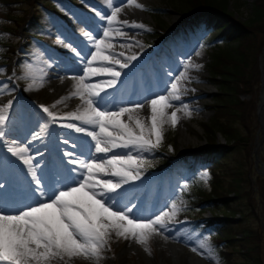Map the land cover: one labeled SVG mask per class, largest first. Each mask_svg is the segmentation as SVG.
I'll return each instance as SVG.
<instances>
[{
	"label": "rangeland",
	"instance_id": "374dc122",
	"mask_svg": "<svg viewBox=\"0 0 264 264\" xmlns=\"http://www.w3.org/2000/svg\"><path fill=\"white\" fill-rule=\"evenodd\" d=\"M255 1L228 0L226 8L239 21H244L250 18ZM4 2V0H0V69H2L0 71V86L7 85V90L4 94H0V107L7 104L9 100L12 101V105L7 112L8 119L4 126L5 138L0 142L5 139L7 141L6 133L11 140L14 139V135L21 137L31 134L33 139L48 146V148L41 147V149L36 150L38 144L29 146L27 140H13L18 146L29 148L28 154L35 157L34 163L39 164L38 175L42 177L44 171L51 174L50 179H45L47 187L44 186L45 192L51 196L65 186H73L74 178H78L76 173L70 171L75 167H70L72 164L68 163L69 159L82 158L88 160L92 159L91 156L95 154L94 141L91 137L85 133H77L74 129L61 126L67 123L80 125L79 121L68 118L59 119V117H64L66 113L75 111L76 103L80 99L72 97L73 102L76 103L71 105L65 101L52 108L51 106L64 95H55L51 90L49 87L51 77L62 74L73 81L75 80L74 77L84 76V68L87 66V61L91 59V53L95 51V48L91 42L85 39L81 30L76 32V40L72 43V47L80 52L79 57L70 49L68 54H59L61 57L49 55L44 42L58 32H62L64 26L75 19H80L83 31L91 32L93 36L99 39L103 36V28L107 27V21L106 19L101 20L96 13L99 12L106 17L111 14V10L103 0H17L10 4L12 11L6 8ZM138 2L145 5L147 10L127 6V0H114L115 6H123L119 19L142 23L151 31L124 27L123 31L127 33L128 37H132L134 34L137 36L134 43L122 42L125 45H133V51L129 53L121 48H115V51L117 53L123 51L125 56L137 54L138 59L131 62L135 64V70L140 73L136 76L140 82L127 87L126 84L118 85L117 83L120 82L118 81L114 88L101 92L100 97L97 98L99 104L97 106L104 110L116 111L121 107L136 103L146 105L150 99L158 95H167L173 78L179 75L180 71H183V62L189 57L191 60L195 59V63L202 65V68L199 71L190 70L192 79L190 82L184 81L181 84L187 89L182 100L172 101L176 107L188 104L192 111L191 117H188L189 120L185 121L184 124L188 133L187 139H181L180 124L182 118H180L174 128L165 125L161 145L151 152L138 153L135 149L120 147L113 149L107 155L100 154L101 159L97 160H107L112 155L131 154L140 155L144 161V167L140 168L139 171L140 176H146V178L142 184L137 185L138 188L142 187L141 191L127 187V190L132 194H122L124 191L122 187L118 190L116 206L125 208L134 205L131 214L133 217L151 219L162 211L168 210L173 200L182 199L186 203V207L173 222L167 225V231L164 233L169 237L167 251L173 252V247L176 246L183 249L185 254H189V257L193 254L197 258L190 264H216V260L207 258V253L202 256L191 251V248L197 247L198 242L204 237H210V244L219 264H244L246 260L244 249L246 248L256 250L252 251V254L255 259H258L257 264H264V201L261 198V188L259 187L261 180L264 182V175L258 171H264V139L260 144L258 143L262 136L261 131H259L261 120L258 114V104L262 94L261 78L264 76L261 72L264 71V61L261 58L264 39L258 56L259 78L253 86L254 91L251 94L241 95L243 99L246 97L255 99V108L249 110L250 123L252 126L254 124L250 154L245 155L244 150L239 147H232L219 152L209 150L208 139H215L217 145H221L229 139L215 126L217 108L214 105L217 104L216 94H219L221 87L218 80L212 78L208 66L214 51H223L226 48L232 50L236 46V41L229 37L230 31L222 38L213 40L212 38L216 37L217 31L214 28H203V26L199 32L189 34L188 39L182 38L180 29L186 27L184 19L189 10V0H138ZM45 4L49 9L44 7ZM131 9L140 13L139 18L132 17ZM52 10L57 11L60 15H54ZM123 12H126V17L123 16ZM25 15L29 20L20 23L17 18ZM260 24L261 27H264V18ZM170 26L175 27V32L174 29L168 31L166 37L160 40L158 31L160 29L167 31ZM114 27H118V25ZM32 34L42 35V39L37 40ZM263 36V30L256 31L254 41L259 43ZM208 39L210 42L207 41ZM201 44L204 46L203 49L199 47ZM14 46H16V52L10 51L11 47ZM108 51L105 50V54ZM196 51H201V55L196 56ZM92 67L100 66L93 64ZM129 68H125V70ZM116 70L119 71V69ZM145 70L150 72V80L147 82L142 80ZM251 70L252 68L249 72ZM108 76L106 81L112 79L110 75ZM41 81H43V86H41ZM85 81V83L94 84L91 81ZM30 83H34L31 90L28 87ZM140 83L141 85H139ZM196 87H203L208 93L202 94L195 89ZM71 89L73 90V86L69 90L71 91ZM191 93L194 95L188 98L187 94ZM42 105L49 107L50 111L56 113L58 117L57 121L49 124L46 130L42 129L48 123L49 117L42 111ZM171 111L172 109H169V112ZM145 116L147 115L145 114ZM240 123L236 119L232 126L240 135L245 136L246 129ZM80 126L85 127L88 131L99 132L98 128L94 129L90 125ZM37 134L40 136L39 139L35 138ZM65 140H68L69 143L65 144ZM189 148L199 152L200 157L207 155L206 158H200L193 169L181 168V160L160 169L164 165L163 160L168 161L164 154L165 151L181 150L182 153ZM50 150L53 151L51 154ZM66 151L75 153V157L65 156ZM201 151L204 154H201ZM1 152L6 155L0 157V161L3 159L0 173L11 170L17 178L15 185L10 186L12 187L11 192L10 190L8 192V184L3 181L4 188L0 189V195H4L7 191L6 195L14 198L6 199L2 203L3 206L9 210H21L34 204L37 198L35 195L33 196V190L36 186L31 182L30 175L27 171H24V177L15 174V168L9 169L10 165L6 156L15 161L18 168L22 166L25 169L24 165L7 149ZM60 164L65 167V172L61 177L56 178L53 170ZM41 168L44 170L40 171ZM204 171L210 175L207 184L200 179V175ZM237 171H239V175L236 173ZM234 178L241 179L239 185L244 191L253 189L252 199L255 206L250 204L248 195L237 196L228 191V186ZM28 182L33 185H29ZM184 183H188L189 188L182 192L181 188ZM219 184L224 187L227 199H219L202 205L190 202V200L199 201L200 197L197 198V192L202 194V199H216L219 193L213 188ZM187 214L191 221L187 218ZM214 217L216 218L210 222L209 220ZM245 233L255 235L256 239L249 241L242 239ZM210 235H214L215 238H211ZM131 243L132 241L124 239L112 242L111 250L104 253V259L100 264H121L124 259L131 264H159L161 252L165 251L163 244L159 243V236L154 237L150 242L151 255L146 252L145 256L141 255L138 250L134 249L135 246L133 248L128 247ZM123 248H127L128 251L121 257L120 252ZM137 249L143 250L141 246H138ZM222 252L229 254L224 255ZM72 264H88V262L83 259H75ZM169 264H175L174 260L172 259ZM183 264H189V262Z\"/></svg>",
	"mask_w": 264,
	"mask_h": 264
},
{
	"label": "snow or ice",
	"instance_id": "6c2138e0",
	"mask_svg": "<svg viewBox=\"0 0 264 264\" xmlns=\"http://www.w3.org/2000/svg\"><path fill=\"white\" fill-rule=\"evenodd\" d=\"M103 2L111 10V14L106 17L99 12L96 13L101 20L107 21L108 26L103 28V36L97 39L91 32L82 30V35L95 48L84 68V76L74 77L76 83L73 90L51 107L55 108L72 97L80 99L81 106L59 119L68 118L79 121L80 125L98 128L99 132L88 131L75 123L61 125L91 137L94 141L95 154L107 155L120 147L132 148L138 153L151 152L161 145L165 125L174 128L178 124L180 120L178 112L191 117L192 111L188 104L176 107L172 101L182 100L183 94L187 91L181 86L182 82H190L192 79L189 75L190 70L199 71L202 65L193 62L189 57L183 62V71L173 78L167 95H158L150 99L147 105L136 103L116 111L101 109L97 106V98L104 91V86H115L122 75L114 65L125 69L130 66L131 61L138 59L136 53L129 56H125L123 51L117 53L115 51L117 45L112 41L117 38L134 39L128 37L123 31L124 27L151 31L142 23L119 19L123 6H115L114 0ZM127 6L147 10L138 0H127ZM59 42L76 56L81 55L75 47L64 44L63 41ZM118 47L131 49L133 45L120 44ZM199 47L203 49L204 46L201 44ZM105 50H109L107 54ZM195 55L200 56L201 51H196ZM119 57L124 59L121 60ZM98 61L113 66L92 67L93 63ZM96 75H110L112 79L98 84L85 83L86 78ZM33 86L34 83L28 85L30 90ZM6 90L7 85L0 86V94H4ZM11 105L12 101L9 100L0 107V140L5 138L4 126ZM146 106L149 108V115L141 119L139 113ZM41 108L49 117L48 123L42 129L46 130L58 117L49 107L42 105ZM169 109L172 111L169 112ZM146 121H150V126ZM35 138L39 139L40 136L37 134ZM64 143L68 144L69 141L65 140ZM7 151L26 167L31 182L36 186L33 195L37 199L34 204L17 211H7L0 203V264H72L75 259H83L88 264H100L104 259V253L111 250V243L120 239L134 242L151 255L152 239L160 236L167 240L169 237L164 234L167 225L186 207L182 199L173 200L168 210L151 219H140L131 215L134 205L125 208L116 206L118 190L124 184L140 178L139 169L144 167L140 155H112L107 160L69 159L68 163L76 166L70 171L76 173L78 178H74L73 186H65L49 196L44 190L42 177L38 175L39 164L34 163L35 157L28 154L29 148L18 146L12 141ZM64 155L75 157V153L68 151ZM103 176L116 179H103ZM200 179L207 184L210 179L209 173L204 171ZM3 188L4 184L0 183V189ZM188 188L189 184L184 183L181 191H187ZM191 251L202 256L207 253V258L216 260V264H219L211 247L210 237H204L198 242L197 247L191 248Z\"/></svg>",
	"mask_w": 264,
	"mask_h": 264
},
{
	"label": "trees",
	"instance_id": "16d2710c",
	"mask_svg": "<svg viewBox=\"0 0 264 264\" xmlns=\"http://www.w3.org/2000/svg\"><path fill=\"white\" fill-rule=\"evenodd\" d=\"M4 1L6 8L12 11L10 4L17 0ZM227 2L228 0H189V10L184 19V23L186 26H189L193 33L200 30L202 26L206 29L214 28L215 31H217V35L212 38L213 40L222 38L230 31L229 37L236 41V46L232 50L226 48V50L223 51H214L212 60L208 66L211 70L212 78L217 79L221 87L219 94H216L218 100L217 104L214 105V107L217 108L215 126L223 135L228 136L229 140L221 145H215L216 142L213 138H210V140L208 139L207 142L210 150L219 152L232 147H239L242 148L245 155L248 156L250 154V143L254 131V124L252 126L250 123L249 110L255 108V99L252 97V99H248L247 97V99H243L241 95L253 93V86L259 78L258 56L264 36L260 39L259 43H256V40L254 41V35L258 30L264 31V27H261L260 24L264 18V0H256L254 2L250 18L244 21H239L234 17L232 12L227 11ZM45 7L49 9L47 5H45ZM52 12L59 15L58 12L54 10ZM17 19H19L20 23H25L29 20L26 15L19 16ZM171 29H174V27L171 26L170 30ZM183 30L184 32H188L185 28H183ZM159 32H162L160 36L164 37L165 33L163 29H160ZM33 35L37 38H41L36 34ZM207 41L210 42V39ZM10 51L15 52L16 48L11 47ZM251 68L252 70L249 72ZM247 73L248 75H246ZM236 119H238L239 123L241 122L242 124H240L246 129L245 136L240 135L232 126V123ZM209 129L211 130V127H209ZM201 154L204 153L202 152ZM183 156L181 168L193 169L199 162L198 158L205 159L207 155L200 157L198 152L189 148L183 153ZM163 163L167 165L168 162L163 161ZM236 173L239 175V171ZM248 173L250 174V171H248ZM240 180V178H234L228 186V191L233 192L237 196L248 195L250 204L255 206L252 199L254 193L253 189L244 191L239 185ZM259 187L261 188V198L264 201V182L262 180ZM213 190L219 193L216 199H202V194L197 192L196 196L197 198L200 197L199 201L190 200V202H196V204L202 205L219 199H227V193H225L224 187L220 184L215 185ZM210 236L211 238H215L214 235ZM242 239L249 241L255 240L256 237L253 234L245 233ZM244 250L246 253L244 264H257L258 259H255V256L252 254V251L256 250H253V248H246ZM222 253L224 255L229 254L227 252Z\"/></svg>",
	"mask_w": 264,
	"mask_h": 264
},
{
	"label": "bare ground",
	"instance_id": "6f19581e",
	"mask_svg": "<svg viewBox=\"0 0 264 264\" xmlns=\"http://www.w3.org/2000/svg\"><path fill=\"white\" fill-rule=\"evenodd\" d=\"M131 13H132V17L133 18H135V17H138L139 18V16H140V13H138L137 11H135V10H133V9H131ZM123 16L124 17H126V12H123ZM132 18V19H133ZM141 18V17H140ZM114 26H117V25H114ZM130 34V33H129ZM131 35V34H130ZM132 37L134 38V39H127V38H117L116 40H114V41H112V43H114L115 45H117V47L116 48H120V47H118L120 44H123L122 42H125V41H128V42H135L134 40L137 38V36L134 34V35H132ZM139 41V40H138ZM122 49V48H121ZM126 52H131V51H133V49H132V47H131V49H128V48H123ZM121 60H123L124 59V57H119ZM193 62H196V60L195 59H193L192 60ZM263 61H264V59H263ZM142 63V62H141ZM104 65H107V66H113V65H110V64H107V62H105L104 63ZM133 66H135L134 64H132V62H130V66L129 67H133ZM263 66H264V64H263ZM54 67V66H53ZM83 67V66H82ZM114 67H117V68H119V69H121L120 67H119V65H114ZM49 72V71H48ZM58 74V73H57ZM64 74V73H63ZM66 74V73H65ZM190 74H192L191 72H189V75ZM263 74H264V71H263ZM108 77V75H96V76H90L89 78H87L88 80H91V81H95V82H99V83H101V82H103V81H105V79ZM263 81H264V76H263ZM86 82V81H85ZM76 83V80H73V81H70V79H68L66 76H64V75H62V74H58L57 76H52L51 77V83L49 84V87L51 88V90H53V92H54V94L55 95H57V94H62V95H64V97H67L68 95L67 94H69V92H71L72 91V89H71V91L69 90L70 88H72V86L74 85ZM196 90H198L199 92H201L202 94H207L208 93V91L205 89V88H203V87H196L195 88ZM69 90V91H68ZM194 94L193 93H191V94H187V97L188 98H191L192 96H193ZM66 102L67 103H69V104H73V103H76V102H73V100H72V98L71 99H67L66 100ZM68 104V105H69ZM147 105V104H146ZM78 106H81V101H77V103H76V109H77V107ZM145 114L148 116L149 115V108L146 106L145 107V109H143L140 113H139V115H140V118L141 119H143L144 117H146L145 116ZM177 115L180 117V118H182V121H181V124H180V126H181V139H187L186 137H188V133L186 132V128H185V126H184V124H185V121H188L189 120V118L188 117H186L185 115H184V113L183 112H178L177 113ZM125 119H126V117H125ZM147 123H149V125H150V121H146ZM31 128V127H30ZM29 129V128H28ZM10 134V133H9ZM6 136H7V141H6V139L5 140H3L2 142H0V150L2 151H4V149H7V147L9 146V144H11V140L9 139V136H8V133H6ZM51 137V136H50ZM17 139V141L18 140H30V143H29V145H34V144H36L37 142L35 141V139H32L31 137H30V135H26L25 136V138H23V137H19V138H16ZM51 140V139H50ZM1 141V140H0ZM51 142V141H50ZM22 143V142H21ZM52 144V143H51ZM17 145V144H16ZM262 145V144H261ZM41 146V145H40ZM260 146V145H259ZM34 151V150H33ZM57 151V150H56ZM6 155V154H5ZM92 158H95V159H101V156H100V154H94V155H92L91 156ZM3 160V159H2ZM1 160V161H2ZM38 160V159H37ZM41 160V159H40ZM36 161V160H35ZM50 164V163H49ZM57 164V163H56ZM55 165V164H54ZM5 166V165H4ZM4 166H2V167H4ZM25 167V166H24ZM70 167H76L75 165H71ZM14 171V170H13ZM25 171H27V169H26V167H25ZM3 172V171H2ZM53 172H54V174H55V176H56V178L57 177H61V175H63V173L65 172V167H63L61 164L60 165H58L57 166V168L56 169H54L53 170ZM7 177V179H4V178H6ZM24 177V176H23ZM43 177V179H44V176H42ZM50 177H52L51 176V174H49V179H50ZM107 177V178H106ZM28 178V177H27ZM55 178V179H56ZM103 179H108L109 178V176H103L102 177ZM111 178V177H110ZM0 179H2L1 181H0V183L3 181V180H5L6 182H11V181H13V180H15V177L13 176V174H12V171H7L6 173H2V175H0ZM23 180V179H22ZM15 181H17V180H15ZM20 183V182H19ZM3 184H4V182H3ZM7 184V183H6ZM44 184H45V182H44ZM30 185V184H29ZM33 185V184H32ZM12 188V187H11ZM28 188V187H27ZM47 190H48V188H47ZM9 192V191H8ZM11 192V191H10ZM13 192V191H12ZM29 194H31L30 192H29ZM122 194H132V192H130L129 190H124V191H122ZM34 196V195H33ZM129 196V195H128ZM121 197V196H120ZM123 197V196H122ZM130 199V198H129ZM2 201V197L0 198V202ZM130 206V205H129ZM169 240L167 239V240H164V239H162L160 236H159V243H161V244H163V248L165 249V251L162 253L161 252V255H160V262H159V264H169L170 262H171V260L173 259L174 260V263L175 264H183V263H187V262H189V264H190V262L191 261H193V260H197V258L192 254L191 255V257H189V254H185V252H184V250L183 249H180V248H177L176 246H174L173 247V252H170V251H167V246H168V244L169 243H167ZM134 247V249H136V250H138L139 251V253L141 254V255H143V256H145V251L144 250H140V249H137L138 248V246L139 245H137V244H135L134 242H132L128 247ZM127 248H123V250L120 252V255H121V257L122 256H124L125 254H126V252L128 251V250H126ZM132 250V249H131ZM190 258V259H189ZM150 259H151V257H150ZM121 264H131V263H129V262H127L125 259L124 260H122L121 261Z\"/></svg>",
	"mask_w": 264,
	"mask_h": 264
},
{
	"label": "water",
	"instance_id": "95a60500",
	"mask_svg": "<svg viewBox=\"0 0 264 264\" xmlns=\"http://www.w3.org/2000/svg\"><path fill=\"white\" fill-rule=\"evenodd\" d=\"M261 58L264 59V47L262 48V51H261ZM261 72H263V71H261ZM261 80H262V84H261L262 94L259 97V99H260V102L258 104V114L259 115H260L261 111H264V81H263V77L261 78ZM259 131H261V133H262L261 139L258 142L260 144L261 141L264 139V122H260ZM258 171L264 175V171H262V170H258Z\"/></svg>",
	"mask_w": 264,
	"mask_h": 264
},
{
	"label": "flooded vegetation",
	"instance_id": "af4514ba",
	"mask_svg": "<svg viewBox=\"0 0 264 264\" xmlns=\"http://www.w3.org/2000/svg\"><path fill=\"white\" fill-rule=\"evenodd\" d=\"M259 116H260L261 122H264V111H261Z\"/></svg>",
	"mask_w": 264,
	"mask_h": 264
}]
</instances>
